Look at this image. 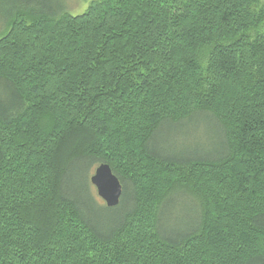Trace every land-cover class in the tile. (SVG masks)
I'll return each instance as SVG.
<instances>
[{
	"label": "trees",
	"instance_id": "1",
	"mask_svg": "<svg viewBox=\"0 0 264 264\" xmlns=\"http://www.w3.org/2000/svg\"><path fill=\"white\" fill-rule=\"evenodd\" d=\"M0 264H264V1L0 0Z\"/></svg>",
	"mask_w": 264,
	"mask_h": 264
},
{
	"label": "rangeland",
	"instance_id": "2",
	"mask_svg": "<svg viewBox=\"0 0 264 264\" xmlns=\"http://www.w3.org/2000/svg\"><path fill=\"white\" fill-rule=\"evenodd\" d=\"M92 1L93 0H61L73 14L83 13ZM162 141L163 144L172 150L186 149L191 151L193 149H201L202 152L208 150V145L210 144L205 132H202L199 126H197V123L193 121L190 123H183L179 125L178 128H174L163 137ZM95 170L96 167L94 170L92 168L88 170L90 181L91 176L94 174L93 171L95 172ZM92 187L94 192L96 191L98 195L96 187L93 184ZM89 190V193L92 195V190ZM98 198L103 202L99 195Z\"/></svg>",
	"mask_w": 264,
	"mask_h": 264
},
{
	"label": "water",
	"instance_id": "3",
	"mask_svg": "<svg viewBox=\"0 0 264 264\" xmlns=\"http://www.w3.org/2000/svg\"><path fill=\"white\" fill-rule=\"evenodd\" d=\"M91 182L108 207L119 204L123 193L122 184L109 164H101L92 175Z\"/></svg>",
	"mask_w": 264,
	"mask_h": 264
},
{
	"label": "bare ground",
	"instance_id": "4",
	"mask_svg": "<svg viewBox=\"0 0 264 264\" xmlns=\"http://www.w3.org/2000/svg\"><path fill=\"white\" fill-rule=\"evenodd\" d=\"M99 166H100V165H99ZM99 166H98V167H99ZM98 167H97V168H98ZM97 168H96V169H97Z\"/></svg>",
	"mask_w": 264,
	"mask_h": 264
}]
</instances>
